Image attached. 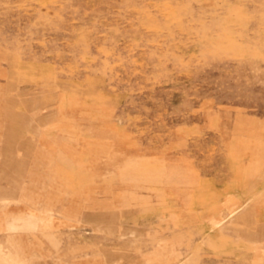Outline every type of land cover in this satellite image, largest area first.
Masks as SVG:
<instances>
[{"label": "rangeland", "instance_id": "374dc122", "mask_svg": "<svg viewBox=\"0 0 264 264\" xmlns=\"http://www.w3.org/2000/svg\"><path fill=\"white\" fill-rule=\"evenodd\" d=\"M0 264H264V0H0Z\"/></svg>", "mask_w": 264, "mask_h": 264}]
</instances>
